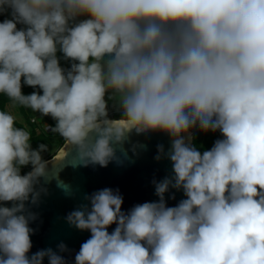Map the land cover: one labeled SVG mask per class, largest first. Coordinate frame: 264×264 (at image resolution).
Returning a JSON list of instances; mask_svg holds the SVG:
<instances>
[{"label": "clouds", "instance_id": "clouds-1", "mask_svg": "<svg viewBox=\"0 0 264 264\" xmlns=\"http://www.w3.org/2000/svg\"><path fill=\"white\" fill-rule=\"evenodd\" d=\"M9 10L0 94L55 121L66 149L45 159L0 110V264H69L63 241L32 252L45 185L75 195L50 173L122 165L152 134L169 139L158 199L124 211L118 188L84 194L64 217L90 233L74 264H264V0H0ZM195 132L220 138L200 150Z\"/></svg>", "mask_w": 264, "mask_h": 264}, {"label": "water", "instance_id": "water-1", "mask_svg": "<svg viewBox=\"0 0 264 264\" xmlns=\"http://www.w3.org/2000/svg\"><path fill=\"white\" fill-rule=\"evenodd\" d=\"M137 141L146 144V150H138L139 154L135 156L129 151L131 161H125L122 165L112 162L106 168L99 166L77 168L66 166L61 171L55 168L52 170L50 175L57 176V173H59L57 178L70 185L75 195L72 197L66 196L57 187L55 179L45 185L48 194L42 197L38 207L33 208V211L38 213V219L31 225L36 229L31 237L33 242L32 252L48 247L55 249L57 244L63 241L71 250L64 255L69 264H74L75 253L79 250L81 243L88 239L90 233L87 231L81 232L70 227L65 222L64 217L78 204L84 202L83 196L86 193L90 194L105 187L118 188L124 198L122 206L124 211L137 203L158 199L154 194V186L151 181L153 178L162 179L169 174L171 164L168 160L157 162L154 159L156 145L163 143L167 149L169 139L163 134H152L149 137L133 136L132 142ZM125 147L130 149L131 145H125ZM65 149L66 142L48 160L59 162ZM173 192L175 193L174 200L168 198L172 193L166 194L169 206H174L184 198L182 191L173 190ZM114 227L115 225L109 231ZM45 264H47V260H45Z\"/></svg>", "mask_w": 264, "mask_h": 264}, {"label": "trees", "instance_id": "trees-1", "mask_svg": "<svg viewBox=\"0 0 264 264\" xmlns=\"http://www.w3.org/2000/svg\"><path fill=\"white\" fill-rule=\"evenodd\" d=\"M10 10L8 12H5L3 15H0V22H2L5 19H10ZM24 25H18V28H22ZM58 55H62L58 53ZM61 64L64 67H68V63L63 61L61 59ZM35 89L28 87V86H23L22 91L24 94H29ZM13 102L10 100L5 94H0V110L7 111L6 106L8 103ZM18 104V103H17ZM20 106V111L22 112L23 116H25V110L22 107V105L18 104ZM110 115L113 118H118L119 113L114 110V112L110 113ZM34 120L30 121L27 119L26 125L21 124L16 120V126L17 127H22L25 128L27 131H29L30 136H31V143L32 147L36 148L38 144L44 143L48 146V151L45 152L44 158L49 159L55 155V153L59 150V148L65 143L62 137L59 136L57 133H53L48 130V124L45 125V127L38 126L36 123L33 122ZM49 125H55V123H50ZM47 127V128H46ZM195 145L198 147L200 150H204L207 148H211L213 145L214 141L218 138H220V134L217 133H202V132H195ZM53 139V142H52ZM51 141V142H50ZM55 147V149L52 150V148ZM29 168H24L23 171L27 172Z\"/></svg>", "mask_w": 264, "mask_h": 264}, {"label": "crops", "instance_id": "crops-1", "mask_svg": "<svg viewBox=\"0 0 264 264\" xmlns=\"http://www.w3.org/2000/svg\"><path fill=\"white\" fill-rule=\"evenodd\" d=\"M25 110V116H23L22 112L20 111V106L17 103L10 102L7 104L6 109L7 111L11 112L14 116H16V120L23 125H26L27 119L30 121L34 120L33 122L36 123L38 126L45 127V125H49L50 123H55L50 117H43L40 114H31L28 113V107L23 106Z\"/></svg>", "mask_w": 264, "mask_h": 264}, {"label": "rangeland", "instance_id": "rangeland-1", "mask_svg": "<svg viewBox=\"0 0 264 264\" xmlns=\"http://www.w3.org/2000/svg\"><path fill=\"white\" fill-rule=\"evenodd\" d=\"M110 104H111V102H110ZM110 108H111V106H110ZM113 111H114V110L112 109L110 112H113ZM28 112H29V113H28L29 115H31V114H39L38 112H33L30 108H28ZM50 142H51V141H50ZM52 142H53V139H52ZM53 149H55V147H53L52 150H53Z\"/></svg>", "mask_w": 264, "mask_h": 264}, {"label": "built area", "instance_id": "built-area-1", "mask_svg": "<svg viewBox=\"0 0 264 264\" xmlns=\"http://www.w3.org/2000/svg\"><path fill=\"white\" fill-rule=\"evenodd\" d=\"M112 109L110 108V111H111ZM114 112V111H113ZM110 113H112V112H110ZM47 128V127H46Z\"/></svg>", "mask_w": 264, "mask_h": 264}]
</instances>
